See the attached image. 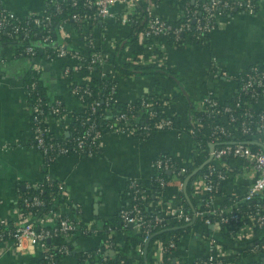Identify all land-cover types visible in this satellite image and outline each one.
Listing matches in <instances>:
<instances>
[{"label": "built area", "instance_id": "built-area-1", "mask_svg": "<svg viewBox=\"0 0 264 264\" xmlns=\"http://www.w3.org/2000/svg\"><path fill=\"white\" fill-rule=\"evenodd\" d=\"M68 0H45L41 10H34L25 16H21L15 10L9 8L4 0H0V35L11 38L29 41L34 37V25H42L45 30L42 40L39 42L43 48L44 56L50 60L59 57H72L76 59L73 65H66L64 72L71 76L74 71H85L94 73L97 66H100L99 74L105 77V69L110 62L109 55L95 46L92 30L87 26L93 21L114 16L120 23L128 24L132 34H137L144 45L152 38H172L176 46L184 45L187 40L206 44L211 32L216 29L224 20L229 21L230 15L236 11L253 13L259 7L260 0H186L179 5L175 18L169 19L157 12L158 6L167 0H84L87 10L75 11L69 18L75 21L82 32L83 41L88 48L87 52L79 49H72L63 41L55 40L52 36V17L55 12H62ZM76 5L78 0H69ZM118 5V6H117ZM117 7L116 10L113 8ZM119 9V10H118ZM234 11V12H233ZM66 24L64 19L58 26L61 32ZM16 55H37L39 48L35 43L29 42L15 46ZM213 71L216 76H223L232 79L237 83L235 93L230 99L218 97L212 90L207 91L199 99V108L202 115L194 114V108L189 114L185 123L177 122L171 115L158 113L150 110L144 117L137 119L133 106L129 111L111 110L108 106L110 101L118 99V84L113 86L111 94L104 96L107 106L101 110V114L112 117L107 121L106 132L95 118L90 115L82 117L83 123L88 127L83 133L77 134L74 138H67L64 135H55L51 132L48 119L51 115L58 118L66 112L61 99L48 103L38 90L37 76L26 84V94L31 111L32 137L30 145L39 151L43 157V165L47 169L59 155H93L100 151L102 137L109 131L117 133L143 132L145 135H152L157 130L174 129L180 135H190L195 141V148L189 163L181 162L170 154H161L156 157L154 164L157 168L152 180L157 181L161 186L167 187L172 180L164 177L163 172L167 171L173 178L179 181V191L185 188L184 181H193L192 194L200 200V205L194 206L190 211L183 204L170 209V213L162 210L151 209L147 206L149 196L147 189L142 187L135 177L129 179V186L133 194L132 202L127 203L120 209L119 217L122 221V228L132 225L141 235L142 242L137 245L140 254L145 252V243L164 225L167 216L185 225L202 223L212 228L211 232L198 229V235L208 243V250L205 255L195 258L192 261H184L174 255V251L184 237L180 234L177 240L170 237L167 242L172 248L167 259L173 258L171 264H264V242H260L261 234L264 233V61L253 62L244 70L237 73L230 72L226 68L218 67L216 60H212ZM114 80V78H113ZM91 81L87 83L74 82L71 89L82 103V110H98L100 102L97 99L86 103L88 96L93 95ZM157 103L160 104V97L157 94ZM115 97V98H114ZM141 107L152 105V99L147 95L140 97ZM79 115L72 114V120H77ZM204 119L209 122L211 131L207 134L209 148L203 144V139L197 138V130L204 125ZM104 129V130H103ZM205 151V158L202 164H197V157ZM230 159H239L241 164L233 165ZM239 170L243 175L250 177L249 187L244 195H229L234 198L232 203L226 204L220 198L225 179L234 171ZM196 171V172H195ZM183 176L186 178L183 180ZM52 176L46 172L44 180H50ZM39 183L28 186L39 188ZM59 187L64 190L62 182ZM44 189L34 194L31 199L22 196L24 205L29 207L22 211L21 218L12 224L8 220L0 218V244L5 243L14 246L21 251L32 250L36 246L41 249V257L46 264H58L55 251L63 254L71 253L68 242H61L49 245L48 241L55 235L63 234L70 237L73 232L80 231L83 234H93L101 230L99 226L91 223H84L79 216L72 217L66 213H59L56 223L52 226L40 224L39 219L46 218L47 213H39L31 210V207L44 204L42 193ZM164 190L155 191L154 196L160 198ZM256 198H259L256 202ZM253 200L254 203H249ZM1 201V199H0ZM247 206L240 208L241 204ZM221 224L224 225L221 228ZM110 229L115 226L109 225ZM254 227H257V232ZM230 238L232 246L224 243V238ZM67 239V238H66ZM222 242H220V241ZM248 240H251L249 243ZM162 249L164 241L158 238L156 242ZM114 241H110L113 246ZM250 244V245H248ZM242 247L237 251L242 256L238 262L228 261L235 253L234 247ZM119 245H114V252ZM102 256L104 261L107 258L105 249L98 247L94 249ZM84 255L92 256L93 250L83 249ZM242 251L247 253L243 257ZM122 255V253H121ZM257 255V258L248 262V258ZM122 255L121 262H124ZM162 258L158 264H162ZM98 264H104L99 262Z\"/></svg>", "mask_w": 264, "mask_h": 264}, {"label": "crops", "instance_id": "crops-1", "mask_svg": "<svg viewBox=\"0 0 264 264\" xmlns=\"http://www.w3.org/2000/svg\"><path fill=\"white\" fill-rule=\"evenodd\" d=\"M179 1H163L157 12L169 19L175 18L181 5ZM4 2L21 16L41 10L45 4V0ZM87 26L93 32L95 46L110 56L105 69L118 83V100L129 102L145 95L159 94L162 111L179 123H185L192 109L199 108V99L207 91L212 90L224 100L235 93L237 83L216 76L212 60H216L218 67L235 73L253 62L264 61V0L259 1L258 9L253 13L236 11L231 14L229 21L224 20L211 32L206 44L187 40L184 45L175 46L165 37L148 40L142 63L156 67L157 71L144 74H120L112 61L132 34L128 24L108 16ZM59 40L72 49L88 51L83 38L71 24H66L59 32ZM76 62L72 57L50 60L44 54L16 55L14 41L0 37V218L8 222L18 221L22 215L20 203L26 185L41 182L48 172L52 178L62 182L65 200L38 222L52 226L59 213L72 212L77 213L84 223L103 229L93 234L76 231L70 238L73 250L62 255L61 264H80L75 251L83 249L101 247L107 253L115 254L114 245L123 248L122 255L132 258V264L143 257L149 264H158L163 254L157 243L146 245L143 254L137 247L125 249L130 239L128 230L119 225L110 229L105 224L117 222L119 211L126 204L125 192L131 177L137 178L147 189L149 208L170 213V209L177 207L179 181L176 178H172L160 198L154 196L156 186L152 178L157 172L154 161L161 154H170L181 162L189 163L195 141L190 135H180L174 129L157 130L145 139L109 131L102 137L99 152L93 155H59L47 171L41 153L30 145L31 111L26 94L28 74L38 72L48 98L63 101L65 114L62 118L51 115L48 125L55 135H69L72 114L82 110L81 101L72 92V84L87 83L94 75L74 70L71 76L67 75L64 72L66 65ZM97 75L100 76L98 72ZM229 162L241 164L239 159H230ZM250 182V177L239 170L231 172L223 183L225 193L220 200L231 194L244 195ZM190 183L193 187V181ZM111 240L114 241L113 246L110 245ZM224 243L233 245L227 237ZM207 250V241L198 235V229L190 227L174 255L189 262L205 255ZM255 258L257 255L250 256L248 262ZM41 260V249L37 245L32 250L21 251L12 245L0 244V264H42Z\"/></svg>", "mask_w": 264, "mask_h": 264}, {"label": "trees", "instance_id": "trees-1", "mask_svg": "<svg viewBox=\"0 0 264 264\" xmlns=\"http://www.w3.org/2000/svg\"><path fill=\"white\" fill-rule=\"evenodd\" d=\"M186 0H180L179 2H185ZM53 10L54 15L52 17V36L55 40H59V32H58V26L59 24L64 20L67 19V21L73 25L75 27V29L79 32L80 36L82 37V32L81 29L79 27V25L73 21L72 19L69 18V16L75 12V11H83V10H87L88 8L85 7L84 5V0H78V3L76 5H72L69 0L66 1L65 7L63 9L62 12H56L54 10V8H51ZM234 12V11H233ZM45 28L42 25H34V31H36V34L34 35V37H32L31 40L29 41H21L20 39H15V38H11L9 36L6 35H0L1 38L4 39H10L12 41H14L15 46H22L25 43H35L36 46L39 48V54H44L43 52V48L41 47V40H42V34L44 33ZM168 41L175 45V43L173 42L172 38H168ZM40 42V43H39ZM176 46V45H175ZM181 46V45H180ZM145 51V45L143 43V41L141 40V38L139 37L138 33L137 34H131L126 43L122 46V48H119L118 52L114 55L113 57V62L117 68V71L120 74L123 75H129V74H144V73H150V72H156L157 69L156 67H153L152 65H145L142 63V58H143V53ZM97 69L94 70V75L91 78V87L93 88V95L88 96L87 99L85 100L86 103H89L91 100L93 99H97L100 104L98 105V110L97 111H92L91 109L85 111V112H74L75 115H79L77 120L72 121L71 123V132L69 135L63 134L65 137L67 138H74L77 134L79 133H83V131L88 127V123H83L82 122V117H84L85 115H90L93 118H95L99 124V127H103L104 129L109 127L107 126V121L109 119H111L112 117H107V115L101 114V110H103V108L105 106H107V102L103 99L104 96H107L109 94L112 93L113 91V86L118 84L117 81L113 80V75L109 72H107L105 77H101V76H95L97 74V72H99L100 70V66L96 67ZM172 73V72H171ZM36 75L37 76V83H38V90L41 93V95L43 96V99L48 102V103H53L56 99L58 98H48V96L46 95L45 89L43 87L42 81L40 79V74L36 71H32L31 74H28V79H27V84H29L32 80H33V76ZM74 84V82H73ZM72 84V85H73ZM147 97H150V99H152L153 104L149 105L147 107H144L143 109H140L142 103H141V98L136 99L135 101H129V102H124V101H120V100H115V101H110V103L108 104L109 108L111 110L117 111V110H121V111H129V107L133 106L135 107L134 109L137 110V112L135 113L136 118L141 120V119H145L144 117L148 114V112L150 110H156L158 113L163 114L162 109L160 108V104L156 102L158 96L157 94H150L147 95ZM115 98V97H114ZM31 101V99H28V101ZM29 101V102H30ZM194 114L197 116L202 115L201 111L199 110H195L194 109ZM103 129V130H104ZM106 132V129L104 130ZM211 131V128L209 126V122L204 119V125H201V127L197 130V138L198 139H203L204 142V146L206 148H209V142L207 141V134ZM134 136L140 138V139H145L151 135H145L143 132H135ZM205 151H202L200 153V155L197 157V164H202L205 158ZM164 177H166L167 179H171L173 178V175H171V173L164 171L163 172ZM186 178L183 176V180H185ZM58 180L52 178L50 180H44L39 188H35V187H31L26 185L24 191L22 192V195L24 197H27L29 199H31L33 197L34 194L39 192L40 188H43L44 191L42 193V198L44 199V204L40 205V206H35V207H31V210H37L39 213H47L50 210H55L57 207V204L60 202H63L65 200V196H64V190L62 188L59 187L58 184ZM185 184V188L180 190L178 192V205L179 204H183L185 207H187L190 211L192 210V208L194 206H198L200 205V200L196 199L193 194H192V186L190 181H184ZM155 183V188L156 191H161L164 190L166 187L161 186L157 181H154ZM225 193L224 191V187L222 189V194ZM125 197H126V202L127 203H131L133 194L131 193L130 189L128 188L125 192ZM259 198H256V202L258 201ZM232 201H234V198H232L231 196L227 195L226 199H224V203L229 204L232 203ZM249 203H254L253 200L249 201ZM20 206L23 207L26 211L29 209V207H27L26 205H24V202L21 201ZM247 205L245 203L241 204L239 207L240 208H244ZM72 217H76L78 216L77 213H66ZM10 224H12L13 222H8ZM41 224V223H40ZM95 225V224H94ZM106 227L109 225L112 226H118L122 227V221L120 219V217L118 216V220L117 222H111V223H107L105 224ZM97 226V225H95ZM105 227V228H106ZM190 227H195L196 229H201L202 231L205 232H211L212 228L209 225H203L202 223H198L196 221V223H194L193 225H185L181 222H178L174 219H172L170 216H167L164 222V225L162 227H160V229L151 237V239L145 243V246L148 244H152L155 243L156 240L158 238H162V240L164 241L163 244V248H162V258L164 259L162 264H171L172 262H174L173 258L167 259L168 255L171 254V250L172 248H170L168 246V242L167 240L172 236L174 237L176 240L178 238V236L184 232H186ZM224 225L221 224V228H223ZM126 230H128L129 235H130V239L127 243V245L125 246V249L128 248H136L137 245H139L142 242V235L131 225H128L125 227ZM255 231L257 232L258 228L254 227ZM103 230V229H101ZM75 232L72 233V235ZM67 238V239H66ZM69 237L64 236L63 234H59V235H55L54 237H52V239H50L48 241L49 245H53V244H59L61 242H68V245L71 248V251L73 250V244L71 242L70 239H68ZM71 238V237H70ZM259 239L260 242H264V233L260 235V237L256 238V240ZM220 241V240H219ZM249 243L251 242V240H248ZM222 242V241H220ZM250 245V244H248ZM119 250L118 252H116L115 254H107V258L103 261L102 260V256L100 254H97L95 250V252H93L92 256L88 257L87 255H84V251H75V254L78 258V262L80 264H94V263H99V262H103L104 264H118L121 262V252L123 250V248H121L120 246L118 247ZM235 253L233 255L230 256V258L228 259V261H233V262H238L240 260V258L242 256H238L240 255L239 252L242 250V247H234ZM56 253V259H58V264H61V257L62 255H64L63 253H60L58 251H55ZM242 255L243 257L247 255V253H245V251H242ZM124 262L121 264H132V258L130 257H123ZM42 264H46L44 263L45 261L42 259L41 260ZM139 262V263H138ZM136 264H149V261H147L144 257L142 258V260H139Z\"/></svg>", "mask_w": 264, "mask_h": 264}, {"label": "water", "instance_id": "water-1", "mask_svg": "<svg viewBox=\"0 0 264 264\" xmlns=\"http://www.w3.org/2000/svg\"><path fill=\"white\" fill-rule=\"evenodd\" d=\"M196 172V171H195ZM132 226V225H131Z\"/></svg>", "mask_w": 264, "mask_h": 264}]
</instances>
